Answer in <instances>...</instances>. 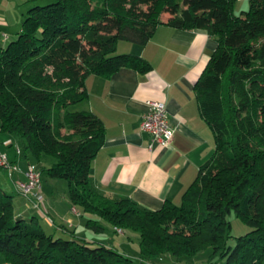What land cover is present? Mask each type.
<instances>
[{
  "label": "trees",
  "instance_id": "trees-1",
  "mask_svg": "<svg viewBox=\"0 0 264 264\" xmlns=\"http://www.w3.org/2000/svg\"><path fill=\"white\" fill-rule=\"evenodd\" d=\"M26 1L33 5L20 31L0 47V133L18 137L15 156L29 154L41 177L65 180L71 202L89 215L87 228L104 231L100 220L137 233L139 264H161L164 257L188 264L207 249L208 264L215 257L223 264H264V99L254 95L264 88V0H249L238 15L237 0ZM161 24L203 29L216 40L194 85L215 151L179 203L166 200L148 210L94 187L90 165L103 126L94 113L69 107L87 98L90 74L148 70L142 57L116 53L117 44H145ZM26 201L30 211L47 215ZM230 213L249 231L232 236ZM29 219L15 215L13 196L0 185V253L11 264H134L113 245Z\"/></svg>",
  "mask_w": 264,
  "mask_h": 264
},
{
  "label": "crops",
  "instance_id": "crops-1",
  "mask_svg": "<svg viewBox=\"0 0 264 264\" xmlns=\"http://www.w3.org/2000/svg\"><path fill=\"white\" fill-rule=\"evenodd\" d=\"M2 15H7L4 10ZM4 34L11 37L0 32V47L5 46ZM216 45V40L203 29L161 24L145 44L128 41L117 44V50L121 46L117 53L142 57L150 65L148 70L123 67L108 77L97 74L86 77L87 98L80 109L94 113L103 126L102 144L90 165L92 183L98 191L111 198H130L148 210L159 209L166 200L180 202L200 165L215 151L214 136L200 114L194 85ZM148 101L165 103L173 129L166 146H157L150 134L140 128ZM13 140L19 141L16 136L0 133V150L19 167L10 174L11 181L7 179L4 184L11 189L15 215L25 220L36 216L47 229L55 227L57 233H63L57 225H64L77 237L85 238L79 230H90L86 226L89 215L71 202L65 180L59 183L47 176L52 187L47 186L46 190L42 186L46 216L28 209L17 185L25 180L23 171L33 157L15 156L10 147L17 143ZM57 184L63 188H56ZM160 263L173 264L174 260L164 257Z\"/></svg>",
  "mask_w": 264,
  "mask_h": 264
},
{
  "label": "rangeland",
  "instance_id": "rangeland-1",
  "mask_svg": "<svg viewBox=\"0 0 264 264\" xmlns=\"http://www.w3.org/2000/svg\"><path fill=\"white\" fill-rule=\"evenodd\" d=\"M42 2V1H41ZM43 3V2H42ZM33 4L32 2L25 1V0H0V21L6 22V23H0V32H5L8 35L14 36L18 31H20L21 24L23 21L24 16L27 13V10L29 7H31ZM249 7V0H237L234 5V13L239 14L241 11L247 10ZM2 10L6 12L7 15H2ZM168 17L167 13H162L160 15V20L165 21ZM8 20V24H7ZM119 43V42H118ZM121 50V46H118V50L116 49V53ZM254 95L257 99L261 98L264 99V88L259 87L254 91ZM80 106H82V101L77 102L69 107L71 111H77L81 110ZM14 142L16 140H13ZM17 144V143H16ZM13 144L10 147L15 151V145ZM0 152H2L0 150ZM33 163V162H31ZM35 164V163H33ZM9 179L11 181L10 174L7 169L0 167V184L1 186H5V182ZM46 179V180H45ZM42 180V186L46 188L47 186L52 187V183L48 180L47 175L43 174L41 177ZM59 183H62V179H58ZM47 183V184H46ZM56 184L53 185V188H55ZM6 190L10 191L11 189L9 187H4ZM58 189H62L63 186L61 184H57ZM79 208V206L77 205ZM229 220L232 224V230L231 234L232 236H239L247 231H249V227L246 226L240 218H238L234 213H230L228 215ZM30 220V219H29ZM102 226L104 227V231L102 232H95L94 230H88L86 228H82L79 230V232H82L85 236V238H90L92 240H99L98 242L103 244H113L115 247L119 248V250H122L126 254H129L133 260L134 264L138 263V256H139V250H140V243H139V236L137 233L131 231V230H124L123 233H116L113 229L112 225L102 223ZM232 243V241L230 242ZM209 256V251L202 250L198 252L194 257L188 260V264H208L207 259ZM212 264H223V261L219 258H214ZM0 264H11L6 259L5 255L0 253ZM152 264V263H149Z\"/></svg>",
  "mask_w": 264,
  "mask_h": 264
},
{
  "label": "built area",
  "instance_id": "built-area-1",
  "mask_svg": "<svg viewBox=\"0 0 264 264\" xmlns=\"http://www.w3.org/2000/svg\"><path fill=\"white\" fill-rule=\"evenodd\" d=\"M4 39L7 35H3ZM141 130L151 136V140L157 146H166L170 143L173 129L168 121L165 103L161 101H148V109L141 115ZM16 154H20V148L15 145ZM0 167L8 170L9 174L18 171L19 167L11 162L4 152H0ZM25 180L18 183L19 193L31 203L35 209H40L43 202L41 175L37 166L27 163L23 171ZM118 233L121 229L115 228Z\"/></svg>",
  "mask_w": 264,
  "mask_h": 264
}]
</instances>
